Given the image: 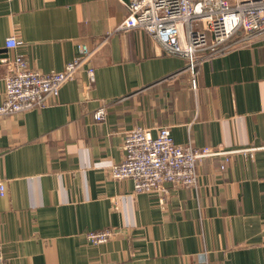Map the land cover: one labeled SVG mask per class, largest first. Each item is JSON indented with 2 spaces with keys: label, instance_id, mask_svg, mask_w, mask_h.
<instances>
[{
  "label": "crops",
  "instance_id": "1",
  "mask_svg": "<svg viewBox=\"0 0 264 264\" xmlns=\"http://www.w3.org/2000/svg\"><path fill=\"white\" fill-rule=\"evenodd\" d=\"M127 3L0 0V102L16 54L49 72L81 43L92 51L45 106L0 115L6 264H264V34L203 61L194 88L182 57L163 54L140 29L116 30ZM9 35L17 47H5ZM135 126L152 135L167 126L176 143L229 160L223 168L222 155L199 160L195 187L134 193L131 179L108 168ZM105 228L115 231L107 241L86 239Z\"/></svg>",
  "mask_w": 264,
  "mask_h": 264
},
{
  "label": "built area",
  "instance_id": "2",
  "mask_svg": "<svg viewBox=\"0 0 264 264\" xmlns=\"http://www.w3.org/2000/svg\"><path fill=\"white\" fill-rule=\"evenodd\" d=\"M126 6L127 15L116 30L140 29L160 46L163 54L182 57L183 70L188 72L194 88L203 61L245 46L264 34V0H128ZM19 44L15 35L5 39L6 48ZM91 54L87 45L81 43L62 70L49 72L29 68L21 54L8 59L0 115L45 106L65 82L75 77ZM85 72L88 83H92L93 68L88 66ZM106 111L105 105H99L93 112L94 121L103 122ZM122 153L121 161L108 168L109 176L131 179L134 193L160 194L167 192V183L195 187L197 163L202 158L222 155L220 167L223 168L230 155L217 148L176 143L167 126L159 127L155 135L142 126L127 130ZM3 193L4 184L0 181V195ZM114 234V230L105 228L89 231L85 236L90 243L97 244ZM0 264H6L1 244Z\"/></svg>",
  "mask_w": 264,
  "mask_h": 264
}]
</instances>
